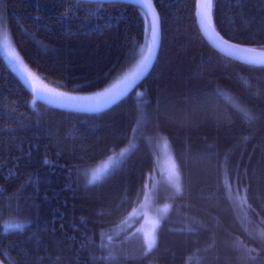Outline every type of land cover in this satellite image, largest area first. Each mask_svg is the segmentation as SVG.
<instances>
[{"label":"trees","instance_id":"trees-1","mask_svg":"<svg viewBox=\"0 0 264 264\" xmlns=\"http://www.w3.org/2000/svg\"><path fill=\"white\" fill-rule=\"evenodd\" d=\"M153 1L163 33L157 61L104 110L33 106L32 92L0 55L6 264H264V67L211 47L197 24V0ZM0 3L24 62L59 90L109 87L150 42L146 15L133 5ZM212 15L225 39L264 49V0H213ZM163 137L179 164L181 191L162 180ZM126 148L117 166L91 182V168ZM149 189L169 203L158 210L166 212L150 250L136 232ZM109 252L114 259L103 258Z\"/></svg>","mask_w":264,"mask_h":264},{"label":"rangeland","instance_id":"rangeland-1","mask_svg":"<svg viewBox=\"0 0 264 264\" xmlns=\"http://www.w3.org/2000/svg\"><path fill=\"white\" fill-rule=\"evenodd\" d=\"M148 36H149V33H148ZM9 52L15 53V55L17 57V61H12L10 59V57L8 55ZM150 53H151V41L149 43H147L145 48L142 49L141 54L139 55L137 60H135L131 65H129V67L109 87H107L103 90L97 91L96 93L75 94V93L67 92L64 90H59V89L51 86L48 82H46L40 75H38L34 70H32L24 62V60L22 59L21 55L19 54V52H18V50L14 44V41H13L11 32L9 30L8 23L6 20V12H5L4 6L0 3V55L4 58L5 62L7 63L9 68L12 70V72L14 74H16L24 84H25V82H24V79L21 75V71L24 74H28V73L31 74V77H32L31 85H26V84L25 85L32 92V94L34 96L33 106H36V104L41 101V102H44L50 106H54V107H58V108H62V109H67V110H72V111L98 112V111L104 110L107 107H109L110 105H104L101 103L99 106H96L95 104H92V105L79 104L78 102H66L65 104H60L59 102L53 103L50 101L56 99L55 93H61V92L67 93L69 96H72V97L95 96L97 93L103 92L106 89L111 88L114 84L119 83L121 80L124 79V77L129 76L130 74L136 72L137 66L140 65V63L144 60L145 57H150ZM14 65L21 66L20 70L14 71L13 70ZM135 83L132 85V87L135 85ZM131 88H129V89H131ZM41 90H43V91H41ZM48 93H51V95H48ZM125 93L122 96H124ZM122 96H120L119 99ZM114 103H112V104H114ZM127 152H128V149L126 148V149L122 150L121 152H117V153L113 154L110 158L101 162L99 165L91 168V170H90L91 182H92V174L94 172H96L97 170H100V169H104L105 165L108 166L107 170L101 174L100 179H98L96 181L101 180L111 169H113L115 166H117L121 162V160L124 158V156ZM158 163H159V170H160V174L162 176V180L164 182H166L168 185H170L171 187H173L174 189H176L177 191H181L182 190L181 170H180L179 164H178V162L174 156L170 142L165 137H163L160 140ZM158 196L159 195L157 194V191L154 192V190L152 191L151 189H149L144 196L142 204L136 210V214L138 217L141 215H144V217H145L143 220H141L137 224L136 232L143 235L145 240H146V234H149V233L152 234L155 237V244L157 241V232H158V228H159V221L161 220L162 216L166 212L165 211L160 215V212H158V210H160V211H161V209L166 210V208L169 205L168 202L160 201L157 198ZM0 264H6V263L0 258Z\"/></svg>","mask_w":264,"mask_h":264},{"label":"snow or ice","instance_id":"snow-or-ice-1","mask_svg":"<svg viewBox=\"0 0 264 264\" xmlns=\"http://www.w3.org/2000/svg\"><path fill=\"white\" fill-rule=\"evenodd\" d=\"M77 4L79 3V0H76ZM98 2H102V0H98ZM136 2H139V0H136ZM149 3V7H150ZM211 8V0H206V2L203 4L202 11L200 13L201 16V23L207 26V19L209 16V10ZM152 36H153V45L156 44V38H157V26H156V20L155 17H153L152 22ZM228 44V41L222 40V44H219V47H223V45ZM228 55H235L237 53H252L254 55H247L244 57V59L247 60L248 63L251 64H264V52L256 53V49L254 48H244V49H238V48H228L224 49ZM10 59L12 61H17V57L15 53L9 52L8 53ZM150 57H145L144 60L140 63V65L137 66L136 72L130 74L129 76L124 77L123 80H121L119 83L114 84L111 88L106 89L103 92L97 93L95 96H87V97H72L69 96L67 93H55V100H52L50 102H59L60 104H65L66 102H78L79 104H95L96 106H99L101 103L104 105H111L112 103L116 102L120 96H122L129 88L132 87V85L136 82V80L139 78V76L144 72L146 67L148 66ZM21 66L14 65V71L20 70ZM21 75L24 79V82L26 85H31L32 83V77L31 74H24L21 71ZM43 91V90H41ZM48 95H51V93H48ZM243 112V115L245 118L251 119L253 118L248 111L240 110ZM47 163V161H45ZM107 165H105L104 169L97 170L92 174V182H95L96 180L100 179L101 174L107 170ZM11 227L23 230L24 225H12ZM146 244L149 249L152 248V246L155 244V237L152 234H146ZM104 259H114L115 257L112 256V253L109 252L106 257H103Z\"/></svg>","mask_w":264,"mask_h":264},{"label":"water","instance_id":"water-1","mask_svg":"<svg viewBox=\"0 0 264 264\" xmlns=\"http://www.w3.org/2000/svg\"><path fill=\"white\" fill-rule=\"evenodd\" d=\"M90 1L96 2V3H104V4L105 3H123V4L133 5L141 9L145 13L147 21H148V27H149V39L151 41V53H150V59L148 62V66L137 79V83L140 84L147 78L149 73L152 71L157 61V58H158V55H159V52L162 46V38H163L162 21H161V17L158 12V9L155 5V2L153 0H139V2H136V0H102V2H98V0H90ZM211 1H212V9H213V0ZM205 2L206 0H197L196 14H197V24H198L199 30L201 34L203 35V37L205 38V40L209 43V45L213 47L216 51L221 53L222 55L232 60L241 62L243 64L255 66V67H264V64H251V63H248L246 59H244V57L247 55H254L252 53H242L241 52L235 55L227 54V52L224 49H228V48L244 49V48H251V47L242 46L234 42H231L230 40L225 39L216 29L214 21H213V15H212V20L210 19V15L208 16L207 26L202 24L200 13L202 11L203 4ZM149 3L151 5L150 7H149ZM153 17H155L156 26H157V38H156L155 45H153V36H152V30H151ZM222 40L228 41V44L223 45V47H219L218 45L222 44ZM254 49H256V53L264 52V49H259V48H254Z\"/></svg>","mask_w":264,"mask_h":264},{"label":"bare ground","instance_id":"bare-ground-1","mask_svg":"<svg viewBox=\"0 0 264 264\" xmlns=\"http://www.w3.org/2000/svg\"><path fill=\"white\" fill-rule=\"evenodd\" d=\"M210 19L212 20V1H211V8L209 10Z\"/></svg>","mask_w":264,"mask_h":264}]
</instances>
